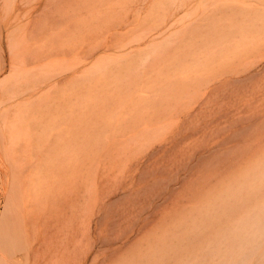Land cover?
Returning a JSON list of instances; mask_svg holds the SVG:
<instances>
[{
  "label": "rangeland",
  "instance_id": "374dc122",
  "mask_svg": "<svg viewBox=\"0 0 264 264\" xmlns=\"http://www.w3.org/2000/svg\"><path fill=\"white\" fill-rule=\"evenodd\" d=\"M263 164L264 0H0V229L28 264L224 263Z\"/></svg>",
  "mask_w": 264,
  "mask_h": 264
},
{
  "label": "bare ground",
  "instance_id": "6f19581e",
  "mask_svg": "<svg viewBox=\"0 0 264 264\" xmlns=\"http://www.w3.org/2000/svg\"><path fill=\"white\" fill-rule=\"evenodd\" d=\"M5 1L7 2L8 0H5ZM9 5H11V4H9ZM6 7L8 8V5ZM19 59H21L20 60V62H21L20 63V66L18 64L17 66H15V68L13 67L14 68L13 69V72L16 71V70H21L22 71V73L21 72L20 73L17 72L16 75H15V77L17 78V80L20 81V79L23 78V76L26 73L25 72V69H24L26 67H23V64L25 65V58L22 57V58H19ZM51 70H54L53 67L51 68ZM11 87H12V85H11ZM10 90H11V88H10ZM16 93H17V91H16ZM16 96H18V95H16ZM30 104L31 103L26 104V105H30ZM24 105H25V103H24ZM22 107H23V105L21 106V108H18L17 107L18 110L16 109L17 111H15L16 112V115H15L16 116V121L14 120L15 121V124L13 125L14 127H16L15 128L16 130L18 128L19 133H22L23 132V129H25L26 126L29 125V124L26 123V118H25L26 115H27L26 114L27 113V110L26 111L24 110L27 106L24 107V109ZM5 126H6V124H5ZM34 134H35V132H34ZM34 134L32 136H34ZM20 135H22V134H20ZM24 136H25V134H24ZM262 166H264V164ZM262 171H264V170L262 169ZM261 174H262V172H261ZM261 174L259 173V175H261ZM263 175L264 174H262V176ZM261 178L262 177H259L258 178V175H257V179L256 178L254 179V181H257V180L260 179L258 181L259 184L257 185L258 188L257 187L254 188V185L255 184H253V186H251V188L255 189L254 193L257 192V191H260V190L262 191L264 189V178H262V179ZM249 180H250V178L247 180V182ZM252 182H253V179H252ZM248 188H250V187H248ZM256 188L257 189H260V190H257L256 191ZM249 193H251V191ZM246 213H248V212H246ZM239 220L242 222V224L243 223L244 224H247L248 223L249 227L247 228L244 225L247 229L244 227L245 230L244 231H240L239 234L238 233L237 234H233L231 232H230L231 234L227 233L228 234V238H227V236H225L226 233L224 234V237H226L228 239V241L231 240V242L230 241H229L230 243L228 242V244H227L228 246L225 249V254L227 255L226 261L224 263H222L223 261H220L217 264H241V262H242V264H249V261L251 260V257L253 255L257 254L259 252V250L263 247V243H264V197H262V199L258 203L255 204V208L253 209V213L252 214H249V215L247 214L243 218V220H241V219H239ZM245 221L247 223H245ZM239 224H241V223H239ZM242 227L243 226H240L241 229H242ZM5 228H6V225L3 222V227H1V229H0V264H28L29 261H30V259L28 258V256L25 253V252H27L26 251L27 250L26 244L22 241V238L21 239H17V237H13L11 235H10L11 237L6 236V229ZM236 228H237V226H236ZM238 229H239V227H238ZM231 230H234V228L231 229ZM238 231L239 230H237L236 232H238ZM214 248H215V246H214ZM22 252L25 254L23 256V258L19 257V255ZM260 254H264V253L262 252ZM237 256L239 257L238 260H236V257ZM239 259L241 260V262L239 261ZM65 261H67V260H65ZM260 261H262V259ZM255 264H257V263H255Z\"/></svg>",
  "mask_w": 264,
  "mask_h": 264
}]
</instances>
